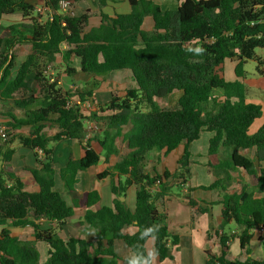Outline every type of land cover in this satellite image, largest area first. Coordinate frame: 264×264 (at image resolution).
<instances>
[{"label":"trees","instance_id":"obj_1","mask_svg":"<svg viewBox=\"0 0 264 264\" xmlns=\"http://www.w3.org/2000/svg\"><path fill=\"white\" fill-rule=\"evenodd\" d=\"M62 1L44 0L41 11L47 19L42 21L40 12L36 14L38 8L27 0H0V21L17 12L27 21L4 30L12 38L0 36V98L13 99L22 91L26 94L14 99L24 116L8 114L7 128H32L30 136H21L19 141L34 152L39 167L25 169L40 188L38 192L29 191L14 173L0 168V264H41L39 242L49 248L45 264H149L146 246L150 240H154L155 254L165 261L179 243V238L168 230L165 199L174 182L182 186L190 178L189 147L204 132L214 134L208 157L217 163L208 164L215 181L202 189L220 191L223 207L221 251L207 252V264H264V260L250 257L255 230L263 232L260 240L264 250V126L250 134L263 111L261 105L247 102V89L242 82H229L221 75L224 63L233 59L238 62L235 72L239 79L246 76L244 67L250 60L257 63L259 74L264 73V60L256 53L257 49H264V0H180L172 10H163L153 0H129L130 14L114 18L102 14L100 27L87 33L91 12L62 15ZM67 1L73 6L84 0ZM99 1L104 5L108 0ZM146 17L154 21L152 31L142 29ZM23 45H29L32 51L10 80L16 67L13 49ZM63 45L68 48L63 50ZM58 54L63 56L67 73L75 71L70 64L78 58L82 72L106 77L125 71L134 86L124 96L114 94L96 111L68 106L74 98L81 102L92 100L100 82L93 79L90 88L64 91L59 80H52L47 73L52 57ZM34 83L36 87L32 86ZM177 92L182 95L175 104L159 105L158 100ZM92 120L102 124L94 140L106 157L119 153V139L130 151L114 167L98 175L100 180L110 177L114 181L112 192L116 198L112 207H101V196L95 190L84 193L82 200H75V207L85 203L87 210L81 226L87 225L86 231L95 233L96 244L82 237L65 240L58 234L75 210L56 189L54 151L50 145L63 139L85 140L86 123ZM50 123L60 129L53 137L44 134ZM8 137L6 129L0 139V159L6 164L13 156V150L3 151L11 143ZM180 146L184 153L178 162L179 171L146 173L148 154L158 153L160 161ZM84 149L83 158H70L60 169L65 189L71 193L76 189L79 173L101 161L89 141ZM252 150L255 158L243 154ZM242 172L249 179L241 183L240 192L229 193L235 181L233 174ZM132 186L136 187L134 211L119 199ZM190 204L195 202L190 200ZM30 216L33 220H29ZM39 218L57 222L58 228H41L36 223ZM231 223L238 233L226 230ZM27 225L34 230V240H21L11 234L9 227ZM132 226L137 232L126 233ZM235 239L239 240L242 256L231 260L230 245ZM118 240L126 243L133 257L121 260L115 252Z\"/></svg>","mask_w":264,"mask_h":264},{"label":"crops","instance_id":"obj_2","mask_svg":"<svg viewBox=\"0 0 264 264\" xmlns=\"http://www.w3.org/2000/svg\"><path fill=\"white\" fill-rule=\"evenodd\" d=\"M27 2L35 5L36 9L42 7L44 4V0H27ZM167 3L168 6L166 5ZM179 4L180 0H166L164 3H160L159 5L163 10H172L176 9ZM87 11L91 12V17L89 18L88 25L85 29L86 33L94 28L100 27L102 24V14H105L110 18H114L116 15L130 14L132 8L129 0H108L104 5L101 4L99 0H84L70 6V16H80ZM36 14H38L37 11ZM22 23H27V21L22 17L20 12L5 16L0 21V36L2 35L6 38H12L10 34L8 32H4V30ZM142 29L144 31H152L154 29V21L152 17L145 18ZM67 48V45H63V50ZM1 50L2 52L4 51V45ZM31 51L32 50L29 45L16 46L13 49V53L16 56V67L13 70L10 80H13L16 77L19 66L26 60ZM237 63L236 59L227 60L222 66L221 75L225 79L227 78L225 69L228 66L229 79H226V81L234 82L239 80L242 82L247 89V102L261 105L263 116L262 118L256 120L250 129V134H254L264 126V73L259 74L258 71L249 72L245 70L246 76L239 79L235 72ZM70 67L75 71L67 73V66L63 62V56L62 54H58L52 57V61L47 68V73L52 76H54V74L61 73V78L54 76L57 80H60V82H63L62 76H64V74H68V79H65L64 82L65 87L63 85V88L66 89H63L64 91L72 90L73 87L82 89L86 86L87 88H90L93 79L99 81L100 86L93 93V109L91 111L99 110L98 106L108 103L114 94L124 96L127 89L134 86L130 74L125 71H117L106 77H94L93 75L82 72L81 62L78 58L72 59ZM51 68L52 72L50 73ZM30 78H33V76ZM32 86L36 87L37 85L34 83ZM178 94L179 97L182 95L181 92H177L170 97ZM25 95V92L22 91L15 94L13 99L0 98V139L2 131L7 129L9 132L8 141L11 143H7L3 148V151L6 152V150H13L12 159L8 164L3 163V160L0 159V168L4 167L14 173L15 176L25 184L27 190L38 192L40 188L35 183L33 175L25 169L39 167L36 162V157L32 150L23 147L19 141V137L21 136H30L32 128H7V123L10 120L8 118V114H13L18 117L24 116V111L15 106L14 99H19ZM106 114L108 113H100V115ZM100 125L102 124L97 121H88L86 123L87 135L86 139L83 141L63 139L50 144L54 151L56 189L62 192L64 200L75 210V214L58 230L59 236L65 240L71 237H82L86 238L91 244H96L97 242L95 233L91 229L87 232V225H85V227L81 226V223L84 220L83 217L87 210L84 206L85 203L81 202L77 207H75V200H82L84 193L95 190L101 196V207H112L114 205L116 195L112 192V183H114L113 179L108 177L100 180L98 179V175L114 167L115 164H117L120 159L127 155L130 151L125 147V144L122 143V139H119L116 141L119 153L106 157L102 146L99 142L94 140V135L102 130L99 127ZM59 131L60 129L56 124L50 123L47 124V127L44 129V134L48 137H53L59 133ZM126 131L127 130L125 129L124 132ZM205 133L207 132L202 133L200 139L196 141L199 142L204 137V146L206 145V149L204 148L201 154L199 153V149L193 148L191 150V145L189 147L191 153V163L189 167L191 171L190 178L187 183H184L182 186L174 182L171 185L170 194L166 197L164 203V210L168 216V230L171 235L179 238V243L172 247L169 253V258L162 262L154 252V240H150L146 246L147 254L151 259L149 264H207V252L220 254L221 248L219 235L222 233L220 226L222 224L223 209L220 204L221 192L218 190L210 191L202 189V187L210 186L215 181L212 170L208 164L217 163L210 160L208 157L209 141L214 134L209 132V134L205 135ZM87 141L90 142V147L101 156V161L96 167H92L88 171L79 173L76 189L73 193H71L65 189L64 182L60 177V169L66 166L70 158L78 160L85 156L84 146H86ZM246 152H252L253 155L250 157L255 158V150L243 152L244 155L249 156V153L247 154ZM183 153L184 147L180 146L169 155L162 156L160 161H157V157L160 156L158 153L152 152L148 154L145 167L146 173L151 175H155L156 173L163 174L166 171L176 173L180 170L178 162ZM262 166L264 168V161ZM203 176L205 183H202ZM233 176L235 178L234 183H239L240 186H242L241 183L246 182V176L244 175L241 178L240 176L237 177L234 173ZM115 181H118V177L115 178ZM169 181L171 182L172 178H169ZM230 188L229 193H237L241 191V188L240 191L237 192L230 190ZM262 196H264V194ZM119 199L122 202H125L128 208L134 211L136 207V187H130L125 193V196L119 197ZM190 200H193L195 205H191ZM29 220H33V216H30ZM36 223L43 229L58 228L57 222L48 221L45 218H39L36 220ZM9 228L11 230V234L21 240H34V230L30 225H27L26 227ZM228 229L229 233L239 232L233 223L226 227V230ZM1 230L2 227H0V232ZM137 230L138 229L136 227L132 226L127 228L125 232L132 235L136 233ZM253 234L254 237L250 245L252 254H250V257L257 260H264V250L260 240L263 236V232L255 230ZM235 240L232 241L230 245L229 258L231 260L239 259L242 256L238 246L234 247V244H238ZM37 246L41 255V264H45L48 259L49 248L43 242H39ZM97 247L98 246L96 245L94 249ZM115 252L121 260L133 257L132 251L123 240L116 241ZM239 253L240 257L237 258ZM245 258L246 257L244 256L243 259ZM143 264L148 263L144 262Z\"/></svg>","mask_w":264,"mask_h":264},{"label":"rangeland","instance_id":"obj_3","mask_svg":"<svg viewBox=\"0 0 264 264\" xmlns=\"http://www.w3.org/2000/svg\"><path fill=\"white\" fill-rule=\"evenodd\" d=\"M154 2H156V3H164L166 0H153ZM167 6H168V3L166 4ZM38 14H39V12H38ZM40 17H41V20L42 21H46V19H47V14L46 13H43V12H40ZM256 53H257V55L259 56V57H263L264 58V49H257L256 50ZM262 58V59H263ZM264 60V59H263ZM48 68V67H47ZM245 70L246 71H249V72H256L257 71V63L255 62V61H252V60H250V61H248L247 63H246V65H245ZM47 72H48V69H47ZM52 72V68L50 69V73ZM225 74H226V79H229V73H228V66L226 67V69H225ZM61 73H58V74H54V76H56V77H58V78H61ZM51 78H52V80H55L56 78L54 77V76H52L51 74L49 75ZM65 79L67 80L68 79V74H64V76H62V80H63V82L61 81L60 82V80H59V84H60V86L63 88V85H64V82H65ZM100 86V85H99ZM64 87H65V85H64ZM91 87V86H90ZM63 89H65V88H63ZM78 89V87L77 88H75V87H73L72 88V90H69V91H72V92H74V91H76ZM66 90V89H65ZM74 90V91H73ZM95 91V90H94ZM178 97H179V94L178 95H175V96H173V97H168V98H165V99H162V100H158V103L161 105V106H167V105H171V104H174L175 103V101L178 99ZM177 98V99H176ZM99 125V124H98ZM100 127V126H99ZM207 134H209L208 132L207 133H205V135H207ZM204 135V136H205ZM193 148H196V149H199L200 150V154L202 153V151H203V149L205 148L206 149V145L204 146V137H203V139H201L199 142H196V143H192L191 144V147H190V149L192 150ZM194 153H195V151H194ZM247 154L249 153V156H251V155H253V153L252 152H246ZM177 154V153H176ZM208 159V158H207ZM215 160V159H214ZM235 175L238 177V176H240L241 178H242V176L244 175V176H246V178L247 179H249L248 178V176H247V174L245 173V172H242V174H239V173H235ZM202 183H205L204 182V176L202 177ZM240 188H241V186L239 185V183H234L233 185H232V187L230 188V190H232V191H240ZM234 226H235V224H234ZM236 227V226H235ZM235 241H237L238 242V244H234V247H237L238 246V248H239V250H240V253H241V249H240V245H239V240L238 239H236ZM240 253H239V255H238V257L237 258H239L240 257Z\"/></svg>","mask_w":264,"mask_h":264},{"label":"built area","instance_id":"obj_4","mask_svg":"<svg viewBox=\"0 0 264 264\" xmlns=\"http://www.w3.org/2000/svg\"><path fill=\"white\" fill-rule=\"evenodd\" d=\"M70 6H71V2H69L67 0L62 1L60 3V14L70 16ZM38 12H44V11H41V7H40V8H38ZM67 105L68 106L78 105L81 110H90L91 111L93 109L92 100H88L86 102H81L78 98H74ZM2 134H3V131H2Z\"/></svg>","mask_w":264,"mask_h":264}]
</instances>
